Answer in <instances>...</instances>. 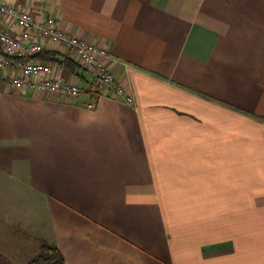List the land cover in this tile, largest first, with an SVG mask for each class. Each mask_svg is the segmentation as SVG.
Masks as SVG:
<instances>
[{"label": "crops", "instance_id": "1", "mask_svg": "<svg viewBox=\"0 0 264 264\" xmlns=\"http://www.w3.org/2000/svg\"><path fill=\"white\" fill-rule=\"evenodd\" d=\"M1 1L106 49L126 95L17 89L12 60L0 220L23 190L65 264H264V0Z\"/></svg>", "mask_w": 264, "mask_h": 264}, {"label": "built area", "instance_id": "2", "mask_svg": "<svg viewBox=\"0 0 264 264\" xmlns=\"http://www.w3.org/2000/svg\"><path fill=\"white\" fill-rule=\"evenodd\" d=\"M0 73L9 77L12 60H22L17 75L10 78V84L17 89L34 87L40 92L78 97L93 93L98 96L104 90L111 95L123 97L125 89L110 70L113 61L109 52L90 42L61 29L58 18L36 19L30 12L19 11L0 0ZM17 30V33L13 31ZM49 44L59 45L68 52V58L90 77L89 83H70L63 76L55 75L56 65L34 57L47 50ZM96 97L89 105L95 107Z\"/></svg>", "mask_w": 264, "mask_h": 264}, {"label": "rangeland", "instance_id": "3", "mask_svg": "<svg viewBox=\"0 0 264 264\" xmlns=\"http://www.w3.org/2000/svg\"><path fill=\"white\" fill-rule=\"evenodd\" d=\"M21 204L5 203V217L19 214L18 220H0V264H30L39 252L40 238L46 223L40 199H30L22 190Z\"/></svg>", "mask_w": 264, "mask_h": 264}, {"label": "trees", "instance_id": "4", "mask_svg": "<svg viewBox=\"0 0 264 264\" xmlns=\"http://www.w3.org/2000/svg\"><path fill=\"white\" fill-rule=\"evenodd\" d=\"M34 59L64 66L76 76H78L81 71V69L77 67L69 58L61 57L58 54L52 52L45 51L34 57ZM39 242V252L30 264H65L62 253L54 243L42 239Z\"/></svg>", "mask_w": 264, "mask_h": 264}]
</instances>
